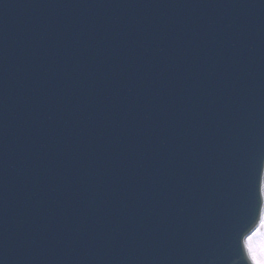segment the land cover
<instances>
[{
	"label": "water",
	"instance_id": "1",
	"mask_svg": "<svg viewBox=\"0 0 264 264\" xmlns=\"http://www.w3.org/2000/svg\"><path fill=\"white\" fill-rule=\"evenodd\" d=\"M264 0H0V264H248Z\"/></svg>",
	"mask_w": 264,
	"mask_h": 264
},
{
	"label": "snow or ice",
	"instance_id": "2",
	"mask_svg": "<svg viewBox=\"0 0 264 264\" xmlns=\"http://www.w3.org/2000/svg\"><path fill=\"white\" fill-rule=\"evenodd\" d=\"M255 200L252 207L253 224L246 234L243 232L237 234V247L241 254V259H244L250 264V257L245 247V240L252 236L257 228L264 222V168H261L258 175V183L255 188Z\"/></svg>",
	"mask_w": 264,
	"mask_h": 264
},
{
	"label": "clouds",
	"instance_id": "3",
	"mask_svg": "<svg viewBox=\"0 0 264 264\" xmlns=\"http://www.w3.org/2000/svg\"><path fill=\"white\" fill-rule=\"evenodd\" d=\"M245 247L250 257V264H264V222L245 240Z\"/></svg>",
	"mask_w": 264,
	"mask_h": 264
}]
</instances>
